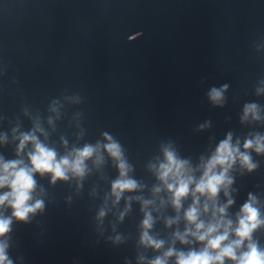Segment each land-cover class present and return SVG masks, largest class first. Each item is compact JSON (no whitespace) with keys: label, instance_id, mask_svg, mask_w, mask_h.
<instances>
[{"label":"water","instance_id":"1","mask_svg":"<svg viewBox=\"0 0 264 264\" xmlns=\"http://www.w3.org/2000/svg\"><path fill=\"white\" fill-rule=\"evenodd\" d=\"M261 78L264 0H0V136H7L0 155L15 159L12 129L27 133L36 121L47 133V139L37 133L39 139L61 155L103 141L107 131L124 146L134 166L130 175L145 185L125 198H153L157 181L147 165L161 155V143L171 142L196 167L228 133L241 145L250 134H264V119L240 120L250 102L264 117V93L256 94ZM222 84L229 85L224 106H213L207 92ZM53 100L58 112L51 111ZM251 155L255 171L242 174L237 165L231 173L233 219L249 193L264 213V155ZM105 157L79 189L76 180L52 185L36 176L46 208L31 223H14L9 255L15 264H137L140 203L133 200L117 222L125 199L116 207L109 199L97 227L96 214L118 176ZM152 214L159 238L170 241L177 227L183 231L182 212L172 228L164 223L175 216L170 206ZM117 233L128 239L114 246L108 237ZM254 238L264 246V228Z\"/></svg>","mask_w":264,"mask_h":264},{"label":"clouds","instance_id":"2","mask_svg":"<svg viewBox=\"0 0 264 264\" xmlns=\"http://www.w3.org/2000/svg\"><path fill=\"white\" fill-rule=\"evenodd\" d=\"M257 85L256 94L264 93V78L259 79ZM228 88V84L211 87L207 92L210 103L223 107ZM57 103L52 101L51 111L58 112ZM261 111L256 102L244 104L241 123L261 121L264 119ZM48 122L52 123L51 118ZM37 133L47 139L39 121L34 122L32 130L27 133L13 128V141H18L16 158L5 159L0 155V264H15L9 255L14 223H31L37 214L45 211L44 189L40 187V194L37 195L36 176L49 177L52 185L58 181L76 180L79 189L92 168L99 169L106 163L105 154L112 161L118 176L111 181L110 193L105 196V203L96 214L97 227L103 225L110 211L107 207L109 199L113 207L125 199V207L119 212L117 222H123L133 200L140 203L143 219L138 226L137 264H264V246L254 238L257 230L264 228V213L258 197L249 193L234 219L228 211L235 203L231 196L235 182L231 173L237 165L242 174L258 168L251 153L264 155V134H250L251 138H245L241 145L239 139L234 142L232 133H228L206 159L200 157L196 167L189 159L182 158L171 142L161 143V155L147 165L157 184L151 189L153 198L145 199L141 195L125 198V193L140 192L145 185L130 175L134 166L129 162L124 146L111 133L102 132L103 141L85 143L82 147L73 146L63 155L42 142ZM0 143H7L6 135L0 136ZM62 143L67 149L63 138ZM161 193L166 196L161 197ZM221 193L225 203L220 202ZM156 198H159V208L156 207ZM189 199L191 202L185 208ZM166 206L175 212V216L165 218L166 228L179 224L181 212L184 221L183 231L177 227L170 241L152 234L156 223L152 212ZM108 239L118 246L125 243L128 237L117 233ZM177 243L186 246L187 250L178 249ZM149 249L159 254L148 258L146 253ZM126 264L131 262L126 260Z\"/></svg>","mask_w":264,"mask_h":264}]
</instances>
